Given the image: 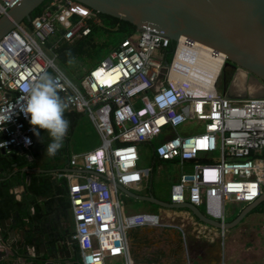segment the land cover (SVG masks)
Instances as JSON below:
<instances>
[{
    "label": "built area",
    "instance_id": "2783aa9c",
    "mask_svg": "<svg viewBox=\"0 0 264 264\" xmlns=\"http://www.w3.org/2000/svg\"><path fill=\"white\" fill-rule=\"evenodd\" d=\"M19 1L0 0V16ZM99 14L74 0H50L29 25L21 23L0 39V150L31 148L34 126L21 111L22 87L42 75L54 79L68 107L86 113L100 136L96 148L70 156L79 171L57 173L67 180L79 264H134L131 229L175 227L151 213H123L117 185L137 188L153 171L140 167L139 144H151L157 160L182 168L170 202L202 207L206 216L225 223L226 201L249 204L262 193L264 97H225L218 88L225 55L185 37L183 66L174 64L180 38L165 65L171 40L151 26L123 36L73 81L58 64L56 49L88 37L101 26ZM218 54L224 55L220 68ZM187 121L199 122L202 130L173 133Z\"/></svg>",
    "mask_w": 264,
    "mask_h": 264
},
{
    "label": "crops",
    "instance_id": "0c3cea01",
    "mask_svg": "<svg viewBox=\"0 0 264 264\" xmlns=\"http://www.w3.org/2000/svg\"><path fill=\"white\" fill-rule=\"evenodd\" d=\"M262 94V87L257 83L253 84L250 95L262 96ZM81 114L86 115V113L78 112L69 107L64 113L65 118L70 121V127L67 136L64 138L65 140L68 139L67 143L61 148V150L66 148V153H61L62 156L50 157L47 155V145L51 142L49 136L50 138L45 140L44 137L42 139L37 137V141H33L28 151H16V153L26 157L27 163L25 166H18L11 174L5 172L3 162L0 160V186L4 180H13V175H19L11 187L2 190L0 220L15 218L16 213L19 216L23 213L32 216L35 214L34 205H37L38 217L34 222H30V228L33 236L39 238L38 246L47 242L50 236L52 237L58 232L64 238L71 235L73 219L70 212V202L66 196L68 195L67 180L57 176V173L66 174L79 171L69 163L68 141L76 129ZM0 137H3L2 134ZM3 153L4 150H0V155ZM170 162L178 168L175 183L182 168L177 162ZM34 174L39 175L40 183L44 176L50 175L53 181L51 189L42 194H31L27 187ZM83 174L86 175L85 172ZM151 174L139 187L126 189L135 195H153L156 199L161 200L154 193L151 184L147 183ZM120 199L126 214L149 213L143 205L144 202L148 201L136 199L122 191H120ZM164 202H170V200ZM241 205V208L229 220L225 218L226 223L232 221L247 204ZM171 209H175V211L158 210L151 214L157 215L162 222L170 223L177 228L139 226L129 231V247L133 262L139 264H264V212L252 210L236 226L224 230L222 235L220 229L201 221L190 209L185 207ZM199 209L203 212L202 207ZM10 233H14L13 239H9ZM8 241L10 242L7 243ZM21 242V236L17 235L12 223L9 226V231H4L0 227V253H5L4 256H0V263L25 264V252L27 250L31 257H38L40 263L42 259H47L45 253L36 250L33 245L26 248ZM13 243L15 246L11 248L10 245ZM22 259H25L24 262L21 261Z\"/></svg>",
    "mask_w": 264,
    "mask_h": 264
},
{
    "label": "water",
    "instance_id": "95a60500",
    "mask_svg": "<svg viewBox=\"0 0 264 264\" xmlns=\"http://www.w3.org/2000/svg\"><path fill=\"white\" fill-rule=\"evenodd\" d=\"M45 0H20L8 11L0 16V39L7 35L17 25L31 20V13ZM89 6L99 13L108 14L128 21L136 30L146 26L156 28L163 36L172 42L180 37L205 44L225 55V64H234L249 73L263 90L264 97V0H74ZM227 98L246 97L231 96L223 90ZM260 97V96H254ZM37 127V126H36ZM38 136L33 134L32 139L37 141ZM3 151V150H2ZM92 173L91 171H84ZM104 177L103 175H100ZM119 191L130 194L139 200L148 201L165 208H188L201 221L220 230L236 226L245 216L264 203V181L261 195L253 202L241 209L238 215L229 223H221L206 216L198 207L188 202L172 203L156 199L153 195L140 196L117 185ZM15 218L0 220V227L9 231ZM14 233L9 234V239ZM41 238V237H40ZM38 236L33 237L34 248L45 253L47 259L31 257L25 252V264H78L74 258L71 235L64 238L60 232L48 238L44 244L36 246ZM129 240V239H128ZM8 241L7 243H9ZM11 248L15 243L10 245ZM28 245H25L27 248ZM64 248V250H63ZM5 253H0L4 256ZM24 259V260H25ZM22 259L21 261L24 262ZM17 264V263H16Z\"/></svg>",
    "mask_w": 264,
    "mask_h": 264
},
{
    "label": "trees",
    "instance_id": "16d2710c",
    "mask_svg": "<svg viewBox=\"0 0 264 264\" xmlns=\"http://www.w3.org/2000/svg\"><path fill=\"white\" fill-rule=\"evenodd\" d=\"M48 1H50V0H45L38 8H36L31 13V19L36 14H38V12L42 9V7ZM84 7L90 8L87 5H84ZM99 17L101 19V26L93 27V31L88 37L75 40L71 43H62L56 49L58 64L60 63L64 67L65 72L69 76L75 77L78 80H80V78L84 74V72L83 73L78 72L75 74V72L79 69V67L82 64L86 65V64H91V63L97 62L94 65V66H96L101 61V59H98L97 57L99 56L100 53L105 51L104 47L100 43H96V42H94V43H87L86 42L82 46H79L82 41L87 40V38H89L92 34H96L101 29L104 31L113 32L115 34V37L112 39H113V41H116V42L119 39H121L123 36H125L127 34H131V33L136 31L135 26L132 25L131 23H129L128 21L122 20L120 18L111 16L108 14H104V13H100ZM23 23L25 25H29L30 21H24ZM175 48H176V43L171 41L168 48L165 49V51H164V63H165V65L170 63L172 56L174 54ZM69 50L71 51V57L66 55V52H68ZM168 54H171L169 61H168ZM69 59H72V61H73L72 63L75 64L76 69H74V70L72 69L73 64L68 62ZM88 70L89 69H87L86 71H88ZM58 95L64 100V95L60 91H58ZM36 131H39V133H40L39 137L41 139L43 137H44L43 138L44 140L46 138H50L47 130L39 129L37 127ZM2 139H3V137H0V140H2ZM119 144H121V143H119ZM145 144L149 146L150 155H151L152 160H154V161L157 160L156 157L152 154V148H153L152 145L149 143H145ZM65 149H66L65 147L62 150L60 149L56 155L62 156L61 153H66ZM16 151L17 150H15V151L12 150L9 152L4 151L3 155H0V160L3 162V168L7 174H11L18 166H25L27 163L26 157L24 155H20V154L16 153ZM69 158H70V156H69ZM14 164H16V166H14ZM15 175H17V176L15 177ZM15 175H13V177H12L13 180L12 179H6L3 182H1L0 195L2 193L3 188L11 187L13 185V183H15V181L18 179V176H19L18 174H15ZM14 177H15V179H14ZM52 186H53V181H52V177L50 175L44 176L42 182L40 183L39 175L34 174L31 177L29 185L27 188L31 192V194L36 195V194H42V193L46 192L47 190H50ZM67 194H68V191H67ZM66 196L68 199V195H66ZM68 201H69V199H68ZM34 206H35V214H33L32 216H27V214H25V213L21 214L17 218V223L15 225L17 235L19 234L21 236V240H22L21 243L24 245H28V246L34 245V243H33V237L34 236L32 234V229L30 228V224H31L30 222H34L38 217V206L37 205H34ZM253 211L264 212V203L259 204L255 209H253ZM36 246L38 247V243H36ZM135 263L136 262H134V264ZM0 264H9V263H0ZM136 264H139V263H136Z\"/></svg>",
    "mask_w": 264,
    "mask_h": 264
},
{
    "label": "rangeland",
    "instance_id": "374dc122",
    "mask_svg": "<svg viewBox=\"0 0 264 264\" xmlns=\"http://www.w3.org/2000/svg\"><path fill=\"white\" fill-rule=\"evenodd\" d=\"M115 37V34L111 31H104L100 30L96 34H92L87 40L82 41L79 46H82L84 43H100L105 51L99 54L97 57L98 59H104L116 46V41H113L112 38ZM170 55L168 54V61L170 60ZM159 56V53H157ZM96 59V58H95ZM97 63V62H96ZM96 63L91 64H82L79 69L75 72H85L87 69L94 68ZM73 64V63H72ZM60 67L65 71L64 67L59 63ZM98 65V64H97ZM75 64L72 65V69H76ZM94 66V67H93ZM226 72H229L228 69H225ZM222 72V71H221ZM80 74V73H79ZM71 79L75 82H79V80L75 77L70 76ZM221 74L218 79V88L221 90ZM223 92V91H222ZM251 92H247L244 95L250 97ZM261 97V96H260ZM202 125L197 121H187L184 124L175 128L173 133L179 134L181 136L193 135L198 133L202 130ZM201 128V129H200ZM108 135V131H105ZM161 136L157 137L156 140H160ZM68 139H64L63 145L67 143ZM69 154L78 155L84 152L89 151L92 148H95L100 144V136L97 131L92 126L91 121L85 114H81L79 116V121L77 123L76 129L74 133L69 137ZM153 143V142H152ZM139 151H140V162L139 165L141 168H153V172L151 174L150 179H148L147 183L149 182L154 191V193L163 201L170 200V192L172 184L175 181V177L178 175V168L172 162H158L152 160L150 156L149 146L145 143L139 144ZM151 180V182H150ZM143 205L145 206L146 210L149 213H156L158 210L160 211H167V212H174L175 209L171 208H163L162 206L156 205L150 202H144ZM241 204H235L229 201L225 202V214L227 213L226 219L229 220L231 216L235 215L239 208H241ZM124 213V211H123ZM126 214V213H124ZM263 227V226H262ZM73 228V224H72Z\"/></svg>",
    "mask_w": 264,
    "mask_h": 264
},
{
    "label": "clouds",
    "instance_id": "9594fccd",
    "mask_svg": "<svg viewBox=\"0 0 264 264\" xmlns=\"http://www.w3.org/2000/svg\"><path fill=\"white\" fill-rule=\"evenodd\" d=\"M66 55L71 57V51L66 52ZM68 62L73 61L69 59ZM57 89V82L47 75H42L34 84L25 83L22 87L26 103L21 105V111L26 117L30 115L29 123L34 126L35 135H40L35 126L47 130L51 142L47 145L46 153L50 157H54L62 148L70 127V121L64 116L68 105L58 95ZM30 144L31 140L25 138V146ZM0 147H5V144H0Z\"/></svg>",
    "mask_w": 264,
    "mask_h": 264
},
{
    "label": "flooded vegetation",
    "instance_id": "af4514ba",
    "mask_svg": "<svg viewBox=\"0 0 264 264\" xmlns=\"http://www.w3.org/2000/svg\"><path fill=\"white\" fill-rule=\"evenodd\" d=\"M225 69H228L229 72H226ZM221 90H225L228 95L231 96H241L244 95L247 92H251V88L253 87V84L257 83L254 81L251 77V75L238 66H235L234 64H225L222 72H221ZM258 84V83H257ZM250 97H254L250 95ZM71 228V235H72ZM73 248L75 251L74 258L77 263H80V256L78 252V248L76 245V242L73 244Z\"/></svg>",
    "mask_w": 264,
    "mask_h": 264
},
{
    "label": "bare ground",
    "instance_id": "6f19581e",
    "mask_svg": "<svg viewBox=\"0 0 264 264\" xmlns=\"http://www.w3.org/2000/svg\"><path fill=\"white\" fill-rule=\"evenodd\" d=\"M180 41H181V45L180 48L177 52V56L175 58V66L179 67V66H183V38L180 37ZM224 60V55L222 54H218V59H217V64H218V68H220V66L222 65V62ZM214 78V77H213Z\"/></svg>",
    "mask_w": 264,
    "mask_h": 264
}]
</instances>
